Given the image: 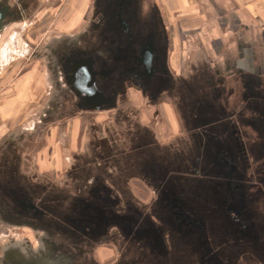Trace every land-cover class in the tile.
<instances>
[{"label": "flooded vegetation", "instance_id": "af4514ba", "mask_svg": "<svg viewBox=\"0 0 264 264\" xmlns=\"http://www.w3.org/2000/svg\"><path fill=\"white\" fill-rule=\"evenodd\" d=\"M65 6L0 0V48ZM90 11L75 30L45 36L56 90L38 125L50 136L84 115L119 118L127 148L96 131L57 182L24 158L35 123L23 140L5 136L0 227L28 230L33 242L8 244L0 264H99L109 245L115 264H264V53L208 55L173 39L158 0H91ZM87 67L93 103L78 87ZM151 110L178 124L172 141L152 127ZM133 180L151 190L150 205L130 206Z\"/></svg>", "mask_w": 264, "mask_h": 264}, {"label": "rangeland", "instance_id": "374dc122", "mask_svg": "<svg viewBox=\"0 0 264 264\" xmlns=\"http://www.w3.org/2000/svg\"><path fill=\"white\" fill-rule=\"evenodd\" d=\"M68 1L70 2V0H66L63 12L57 16L48 14L50 18L36 27L27 24V27L21 29L18 35L5 40L0 48V125H6L14 129L16 136L18 132L22 133L21 137L23 140V137L28 134L29 129L35 123V130H39L40 135L32 133V137L30 136L24 142L27 147V150L23 152L24 158L30 164H32V161L36 162L34 160L36 159L41 173L46 172L43 171L46 167L45 170H48V174H52V177L57 182L62 180V171L66 170L69 164H72V159L74 161L76 155L78 157L82 155L84 145L94 140L95 136H97L96 131L100 132L101 137H108V130L115 132L116 137L114 136V139L116 138L117 150L122 147L127 148L125 142L127 141V144L129 142L124 140L121 135V131L125 130L126 124L124 122L120 123L119 118L114 121L104 115H84V117L75 120L76 124L70 121L63 132L57 131L59 129L55 128L50 136H47V132L45 134L46 130L41 127L42 125H38L44 108L48 105L50 98H52L51 94H54L56 90L55 80H52V85L49 84L50 80L47 81V78L51 79V75H48V72L44 70L46 65L49 67V55H47L46 46L51 44L53 40L45 36L54 30L66 32L68 31L67 29L77 25L76 18L73 16V14L77 13L73 10L76 7H72V3L79 0H73L71 3ZM88 11L89 8L86 5L84 8L85 23H87ZM71 14L74 19L67 22ZM80 23L78 24L80 25ZM33 52L35 54H32ZM40 67H42L43 71L38 74L37 68L41 70ZM34 72H37L38 76H36L37 78L35 77L37 80L32 81V87H28L26 90L20 89V84L24 82L22 78L26 74H34ZM22 86L23 84H21ZM133 114L128 118L130 122L136 120ZM156 114L154 110L149 111L148 114L152 127H155L159 136L163 138L164 143L172 141L179 130L178 124L176 122L172 124V120L162 112L157 119L159 121L154 120L155 118L152 116ZM61 121L58 120L55 123L59 125ZM161 132L163 134H160ZM28 142L31 145L27 144ZM75 143H78V148L75 147ZM130 188L133 193H130V189H128L126 197L131 207L136 209L150 205L153 200L151 190L145 192L144 185L135 180L132 181ZM31 242H33V236L28 230H12L0 227V256L8 244L27 246ZM118 253L117 248L109 245L102 247L97 253L98 257L96 256L95 258L99 264H115L118 259Z\"/></svg>", "mask_w": 264, "mask_h": 264}, {"label": "crops", "instance_id": "0c3cea01", "mask_svg": "<svg viewBox=\"0 0 264 264\" xmlns=\"http://www.w3.org/2000/svg\"><path fill=\"white\" fill-rule=\"evenodd\" d=\"M86 5L89 8V20L91 0L72 3V7H76L73 10L77 13L72 14L77 25L68 31L85 23ZM158 5L173 39L176 33L178 38L187 40L189 47L204 50L208 55L219 54L228 58L238 50L241 54L252 56L264 53V0H158ZM72 14L67 22L74 19ZM40 68H37L38 74L43 71ZM37 72L26 74L22 78L24 82L20 81L23 84L22 87L20 84V89L31 88L32 81L37 80ZM14 133V129L0 125V141L5 136L12 137ZM45 168L43 171L48 172Z\"/></svg>", "mask_w": 264, "mask_h": 264}, {"label": "water", "instance_id": "95a60500", "mask_svg": "<svg viewBox=\"0 0 264 264\" xmlns=\"http://www.w3.org/2000/svg\"><path fill=\"white\" fill-rule=\"evenodd\" d=\"M1 19L2 18L0 17V21H1ZM0 28H1V23H0ZM78 66H79V64H76V67H78ZM86 69H87L86 71L84 70V76L86 78L84 76H82L83 77V79L81 81L82 85H78L79 81L77 79L78 78L77 75H75L73 81L76 85H78V87H82L83 92L86 94V100H85L86 103L87 102L93 103L96 101V99L98 97V93L96 92V90L93 86V74H91L90 68L87 67ZM79 71H82L81 73L83 74V70L79 67H78V69H76L75 73L77 74ZM87 73H89V74L86 75ZM87 107H88V109H96L94 106H91V107L87 106Z\"/></svg>", "mask_w": 264, "mask_h": 264}]
</instances>
